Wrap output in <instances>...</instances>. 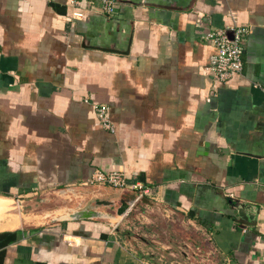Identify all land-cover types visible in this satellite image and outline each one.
<instances>
[{"label": "crops", "instance_id": "0c3cea01", "mask_svg": "<svg viewBox=\"0 0 264 264\" xmlns=\"http://www.w3.org/2000/svg\"><path fill=\"white\" fill-rule=\"evenodd\" d=\"M118 2L0 0V264H264V0ZM236 26L243 71L216 81L203 35ZM97 170L149 193L114 225L51 224L70 190L136 198Z\"/></svg>", "mask_w": 264, "mask_h": 264}, {"label": "built area", "instance_id": "2783aa9c", "mask_svg": "<svg viewBox=\"0 0 264 264\" xmlns=\"http://www.w3.org/2000/svg\"><path fill=\"white\" fill-rule=\"evenodd\" d=\"M69 3L73 7L99 4L104 14L109 17L117 13L119 6L118 0H69ZM73 16L76 18L82 17L77 12ZM249 31L250 29L246 26H236L231 29L230 36L223 30L209 31L203 35V39L216 49V54L211 57L207 67L208 74L214 80L223 82L232 75L242 73L244 42ZM94 111L102 129L114 132L109 108L105 105H95ZM86 185L90 187L108 186L113 189L131 190L136 193V200L142 199L149 193V189L139 182L129 184L124 174L119 171L103 172L97 170L86 182ZM128 214L129 212L125 216Z\"/></svg>", "mask_w": 264, "mask_h": 264}, {"label": "water", "instance_id": "95a60500", "mask_svg": "<svg viewBox=\"0 0 264 264\" xmlns=\"http://www.w3.org/2000/svg\"><path fill=\"white\" fill-rule=\"evenodd\" d=\"M67 194L63 196L67 203L55 210L51 216L49 215L48 218L51 219V224L102 220L114 225L131 210L136 201L135 197L112 192L109 194V199H100L98 196L85 197L74 190H70ZM74 199H78L79 202H73ZM246 207L244 205H234L239 217H242ZM102 208L111 210L107 212ZM238 223L246 224L244 221H238Z\"/></svg>", "mask_w": 264, "mask_h": 264}, {"label": "rangeland", "instance_id": "374dc122", "mask_svg": "<svg viewBox=\"0 0 264 264\" xmlns=\"http://www.w3.org/2000/svg\"><path fill=\"white\" fill-rule=\"evenodd\" d=\"M82 190H83V191H82ZM82 190H81V191H82L81 193H78V192H77V193H78V194H81V195H82V194H83V195H87V196H88V195H89V196L91 195V193H88L85 189H82ZM107 198H108V196H107L106 198H105V197L103 198V196H101V199H107ZM73 202H75V201H73ZM66 203H67V202H65V201H63V200H56L55 202H53L52 205H53L55 208L57 207V209H58L59 207L65 205ZM33 206H34V205H33ZM38 206H39V205L36 204L34 207H35V208H38ZM35 208H33V209H35ZM44 208H45V209H46V208L49 209V208H51V205H48V204H47V205H45ZM25 210H26V211H27V210L30 211V210H32V209H31L29 206H27V207L25 208ZM37 210H39V209H37ZM40 210H41V209H40ZM40 210H39V211H40ZM105 211L110 212L109 209H105ZM136 226H138V227L141 226V227H142V226H144V224H142V223L140 224V222L137 223V221H136ZM136 231H137V230H136ZM138 231H140V230L138 229ZM189 249H192V247L190 246ZM182 250H183V249H182ZM187 250H188V249H186V251H187ZM190 251H191V250H190ZM185 253H186V252H185ZM180 258H183V257L181 256Z\"/></svg>", "mask_w": 264, "mask_h": 264}, {"label": "flooded vegetation", "instance_id": "af4514ba", "mask_svg": "<svg viewBox=\"0 0 264 264\" xmlns=\"http://www.w3.org/2000/svg\"><path fill=\"white\" fill-rule=\"evenodd\" d=\"M74 201H75V202H77V203L79 202V200H78V199H74ZM102 209H104V210H105V209H107V208H102ZM109 210H111V209H109Z\"/></svg>", "mask_w": 264, "mask_h": 264}]
</instances>
